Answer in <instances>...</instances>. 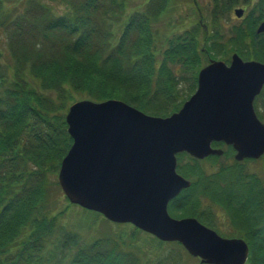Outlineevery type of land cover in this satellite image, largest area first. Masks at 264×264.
Wrapping results in <instances>:
<instances>
[{
	"label": "trees",
	"instance_id": "obj_1",
	"mask_svg": "<svg viewBox=\"0 0 264 264\" xmlns=\"http://www.w3.org/2000/svg\"><path fill=\"white\" fill-rule=\"evenodd\" d=\"M167 1L158 0L152 13L164 10ZM249 1L211 0L214 21ZM125 2L86 0L79 13L75 10L62 16L47 5L36 9L35 3H30L32 9L28 7L25 14L12 18L0 0V31H7L13 55L10 63L0 61V262L5 263L3 257L14 250L7 244L22 236L23 247L5 264H38L36 257L61 228L57 199L47 196L48 178L51 172L59 171L73 142L65 119L67 104L62 102L72 91L85 92L96 101L120 98L152 114L169 115L184 103L178 100L181 92L176 84L184 67V72L192 69L197 84L202 64L196 48L197 27L172 37L158 60L144 15L140 22L137 15L124 22L122 35L113 41L114 21L125 17ZM253 9L247 28L255 31L257 23L264 20V0H257ZM92 19L96 22L93 28L89 24ZM247 28L240 26L237 35L247 34ZM59 31L64 34L58 35ZM65 35L74 39L67 42ZM252 38L254 47L246 40H237L239 53L264 61V44L260 49L258 42L264 43V33L253 32ZM35 79L38 86L31 82ZM259 98H264V90ZM214 145L224 146L225 153L203 160L185 152L178 155V170L193 183L172 203L183 207L184 215L196 216L212 227L214 207L223 208L250 245L247 264H264V180L247 169L246 162L255 159L237 161L232 146L223 142ZM229 157L232 159L225 161ZM210 158L217 160V167L208 172L201 163ZM183 159L188 161L180 162ZM205 197L210 198L209 203ZM111 237L107 234L79 246L70 264H117L122 255L133 260L134 252L118 250V238ZM58 238V248L63 250L78 245L81 235L66 228ZM157 264L175 262L168 256Z\"/></svg>",
	"mask_w": 264,
	"mask_h": 264
},
{
	"label": "water",
	"instance_id": "obj_2",
	"mask_svg": "<svg viewBox=\"0 0 264 264\" xmlns=\"http://www.w3.org/2000/svg\"><path fill=\"white\" fill-rule=\"evenodd\" d=\"M263 87L264 62L234 53L230 63L211 59L198 74L196 92L169 116L121 99L76 101L66 116L73 144L58 182L70 202L180 242L202 264H246L250 246L244 238L222 236L196 217H173L168 206L192 185L177 171L178 153L223 155L213 146L222 141L233 146L237 161L264 155V122L254 107Z\"/></svg>",
	"mask_w": 264,
	"mask_h": 264
},
{
	"label": "rangeland",
	"instance_id": "obj_3",
	"mask_svg": "<svg viewBox=\"0 0 264 264\" xmlns=\"http://www.w3.org/2000/svg\"><path fill=\"white\" fill-rule=\"evenodd\" d=\"M1 1L4 9L7 11V14L12 18L25 14L28 11L30 3H35L36 9H38L40 6L47 5L54 14L62 16L74 13L75 10L76 13H79L80 6L86 2V0ZM210 2L211 0H196V2L195 0H168L164 10L155 15L152 13V11H154V5L158 4V0L153 1L154 5L150 4L152 3V0H126L125 3L127 10L125 12V17L114 21L112 30L114 32L113 41L118 40V38H120L122 35L124 29L123 25L126 24H124V22L130 20L133 15H137L139 19L138 22H140V19H142L141 16L144 15L142 17L146 19L147 23L149 24V26L146 25V27L150 29V33L152 34L151 48L158 60L163 58V52L169 47V42L172 37L183 33L188 29L197 27L195 29L198 31V41L196 43V48L198 52H201L202 57V64L200 67H198V71L202 66L206 65L211 58L221 59L229 63L232 54L234 52H239V47L241 45L237 44V40L241 41V43H243V40H246L249 44H252V46L256 44L252 38V33L255 32L256 34L257 28L260 26L263 20L259 21L254 27L255 31H252V28L247 27L249 26L250 16L254 15L253 8L257 0H250L246 4L241 3L233 7L230 13L222 18H219L217 22L214 21L216 16L211 11ZM239 7H242L245 10L243 17H238L235 13V9ZM29 9H32V7H29ZM94 19H92L89 23L91 28L96 25ZM240 26L247 28V34L242 35L241 38L240 35H237L239 33ZM136 29L139 30L138 28ZM57 34L62 35L64 34V31H59ZM66 37L67 42L74 39L73 35H67ZM258 42L261 49V45L264 43L260 40ZM8 44L9 41L7 31H0V61H6L10 63L13 60V55ZM253 47L252 51H254ZM173 67L175 68V66ZM185 69L186 68L184 67L183 70ZM183 70L179 75L180 77L176 81L177 90L179 89L181 92V96L178 98V100L179 102L182 101V103L189 99L197 88L194 77L195 73H193L192 69H189L190 71L188 72H184ZM31 82L38 86V84H36L38 83L36 79L33 81L31 80ZM68 97L69 99L67 98L65 101H62L67 104L64 108L65 114L72 103L78 100L89 98L88 95L82 91H72ZM256 103L260 107V114L262 120L264 121V98H259ZM141 110L152 114L150 111L145 109ZM173 112L174 111H172L170 114ZM153 115L167 116L160 114ZM222 147L225 148L224 146ZM228 159H232V157L226 158L225 161ZM187 161L188 159H183L180 162L186 163ZM214 162H217V160L210 158L208 160L202 161L201 165L205 171L207 170L208 172H211L217 167L214 165ZM246 166L249 171L255 172L264 180V158L248 161L246 162ZM57 177L58 171L51 172L49 174L48 180L50 186L48 188L49 191L47 192V196L50 197L51 195V199H57V212H61L59 219L61 228L49 240L47 248L36 257L38 264H70L79 246L94 239L105 237L107 234L118 238L120 243L118 250H131L134 252L133 260H129L125 258L124 255H122V258L125 261L118 259L117 264H127L129 261H135L134 264H157L159 260H163L168 256L171 257V260H174L175 264H201L200 259L190 255L179 242H161L152 234L144 232L131 223H115L105 218L100 212L90 211L79 205L70 204V202L66 199L67 197L61 190ZM208 198L209 197H205L204 201L209 203L210 200H208ZM169 206L170 207L168 210L170 215L173 217L180 218L185 216H193L184 215L181 211L183 207H179L178 204L172 203ZM213 210H215L214 212L216 213V219H214V227H211L217 230L223 236L240 237L239 229L234 226L232 221H230L227 212L223 208L216 206ZM66 228L74 229L80 232L81 239L78 245H73L69 249L61 250L58 248V236L59 233ZM23 242L24 240L21 236L14 242H9L7 244L8 247L13 248L14 250H11L8 256L3 257L5 263L9 261V257L13 258L15 256V250L23 247ZM5 263L0 262V264ZM8 263L11 262L9 261Z\"/></svg>",
	"mask_w": 264,
	"mask_h": 264
}]
</instances>
